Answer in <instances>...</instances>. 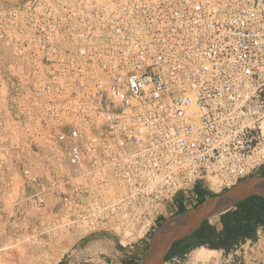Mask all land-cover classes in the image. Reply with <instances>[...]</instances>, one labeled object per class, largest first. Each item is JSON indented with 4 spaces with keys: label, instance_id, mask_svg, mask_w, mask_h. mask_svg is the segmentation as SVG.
<instances>
[{
    "label": "built area",
    "instance_id": "obj_1",
    "mask_svg": "<svg viewBox=\"0 0 264 264\" xmlns=\"http://www.w3.org/2000/svg\"><path fill=\"white\" fill-rule=\"evenodd\" d=\"M0 170L38 185L40 210L56 197L57 229L121 248L198 187L264 175V0H16L0 12Z\"/></svg>",
    "mask_w": 264,
    "mask_h": 264
},
{
    "label": "rangeland",
    "instance_id": "obj_2",
    "mask_svg": "<svg viewBox=\"0 0 264 264\" xmlns=\"http://www.w3.org/2000/svg\"><path fill=\"white\" fill-rule=\"evenodd\" d=\"M14 3H16V0H0V12H6L8 7ZM5 57L11 59L12 55L5 54ZM37 140L40 141V138H37ZM31 158L34 159L35 156ZM36 160L38 159L35 158L34 161ZM55 163L58 167H62L64 161L59 158V160H55ZM20 170L23 171L22 168ZM32 172H34V169ZM36 175L38 174L35 173ZM6 176H8L7 173L2 174V170H0V264H67V256H72L91 237H95L76 230L68 231L67 228L63 227L57 229L56 221L59 218L56 219L53 214L46 215L45 209L40 210L39 207H35L33 198H31V190L36 189L35 191H37L39 186L26 185L24 181L19 180V176L14 178L15 184L8 185ZM25 185L27 188L26 193H24V189L14 188V186L25 187ZM56 201L55 196H50L47 202L48 207H46L54 210ZM176 215L177 213L166 216L162 223L157 224L155 229L147 236L150 244L155 231L166 220ZM211 220L214 222L216 218ZM65 222L67 223V221ZM110 238L116 239V237ZM59 239H62V242H66V244L68 241L71 243L67 246L64 245L66 247H55L60 242L57 241ZM193 251L184 260L176 259L172 264L191 263ZM237 251L236 254L230 256H224L223 252L218 251L217 258L199 264H251L252 260L248 249H238Z\"/></svg>",
    "mask_w": 264,
    "mask_h": 264
},
{
    "label": "trees",
    "instance_id": "obj_3",
    "mask_svg": "<svg viewBox=\"0 0 264 264\" xmlns=\"http://www.w3.org/2000/svg\"><path fill=\"white\" fill-rule=\"evenodd\" d=\"M197 190L200 198L194 208L207 198L215 196L201 191L200 187ZM186 211L180 208L177 214ZM259 230H264V197L251 196L232 210L216 217V221L204 220L192 234L175 242L165 262L172 259L184 260L191 251L200 247L221 251L224 256H228L247 242H256Z\"/></svg>",
    "mask_w": 264,
    "mask_h": 264
},
{
    "label": "water",
    "instance_id": "obj_4",
    "mask_svg": "<svg viewBox=\"0 0 264 264\" xmlns=\"http://www.w3.org/2000/svg\"><path fill=\"white\" fill-rule=\"evenodd\" d=\"M251 196L264 197V176L246 179L223 193L207 198L195 208L171 217L155 231L141 264H164L175 242L192 234L204 220L227 213Z\"/></svg>",
    "mask_w": 264,
    "mask_h": 264
},
{
    "label": "crops",
    "instance_id": "obj_5",
    "mask_svg": "<svg viewBox=\"0 0 264 264\" xmlns=\"http://www.w3.org/2000/svg\"><path fill=\"white\" fill-rule=\"evenodd\" d=\"M15 160H16V157H15ZM14 162L15 161H13V168H16V165ZM7 163H10V160H7ZM19 180L23 181V179L21 178H19ZM13 184H15V181ZM14 188H18L19 190L21 189L25 190L26 186L25 187L14 186ZM57 205H58V202L56 201L55 206H54L55 211L51 208L48 209L47 208L48 206H47L44 210V212H46V215L53 214L56 217V219H58L60 214L58 212ZM164 219H166V216L161 218L159 222L162 223ZM57 222L58 221H56V223ZM260 235L262 236L263 233L261 232L259 236ZM263 240L258 241L257 239L256 242L249 241L243 246H241V248L239 249V250L248 249L250 251V259L252 260L251 264H264V241ZM57 241H60V242L55 247H66L67 245H69V243H71L68 241V243L66 244V242H62V239H59ZM149 246H150V241L147 239V237L141 240L133 248H121L118 245H116L114 240L112 239H109L103 236H95V237H91L88 240V242L84 244L82 247H80L75 253H73L72 256H67L66 261H67V264H141V262L144 259V255L146 254V251L148 250ZM237 252L238 251L234 253L236 254ZM174 260L176 259L169 260L165 262L164 264H172ZM189 264H192V263H189Z\"/></svg>",
    "mask_w": 264,
    "mask_h": 264
},
{
    "label": "bare ground",
    "instance_id": "obj_6",
    "mask_svg": "<svg viewBox=\"0 0 264 264\" xmlns=\"http://www.w3.org/2000/svg\"><path fill=\"white\" fill-rule=\"evenodd\" d=\"M213 218H216V216ZM217 254L218 251L216 250H211L204 247L197 248L192 252L191 263L199 264L204 262H210L213 260V258H217Z\"/></svg>",
    "mask_w": 264,
    "mask_h": 264
}]
</instances>
